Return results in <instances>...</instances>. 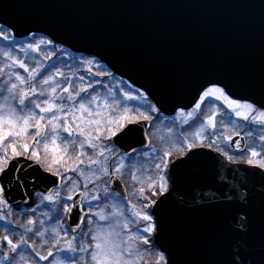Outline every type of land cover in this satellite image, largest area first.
Listing matches in <instances>:
<instances>
[{"label":"water","instance_id":"95a60500","mask_svg":"<svg viewBox=\"0 0 264 264\" xmlns=\"http://www.w3.org/2000/svg\"><path fill=\"white\" fill-rule=\"evenodd\" d=\"M4 22L16 38L39 33L97 58L166 115L192 108L213 82L226 86L233 99L264 105V0H0ZM150 125L149 120L129 124L133 131L118 133L112 142L127 155L146 150ZM230 145L238 153L247 148L242 135ZM192 153V160L181 165ZM173 163L179 165L175 183L170 179L169 193L159 197L168 195V211L154 236L168 264H230L238 249L259 264L264 170L232 163L208 148L174 160L169 177ZM7 167L9 177L15 170L23 186L13 180L0 199L17 209L33 205L37 192L50 195L62 185L61 176L24 156ZM110 187L127 198L116 176L110 177ZM242 191L247 200L241 199ZM73 198L72 203L82 204L84 194L78 191ZM245 213L251 229L242 235L239 222ZM84 220L73 209L67 216L70 231L78 232Z\"/></svg>","mask_w":264,"mask_h":264},{"label":"rangeland","instance_id":"374dc122","mask_svg":"<svg viewBox=\"0 0 264 264\" xmlns=\"http://www.w3.org/2000/svg\"><path fill=\"white\" fill-rule=\"evenodd\" d=\"M5 36L7 39L4 38ZM32 40L29 37L16 39L12 33L6 31L4 36H0V82L8 84L7 88L3 90L4 96L2 95V88L0 89V105L7 103L16 109L18 115L21 114L20 108L23 106L19 105V102L16 105L13 104V97L19 100L18 91H26V87L27 90L33 88V81L39 79L40 73L45 71L40 83L48 91L45 99L64 106L63 112L57 114L67 117V123L73 126V134L69 135V133L63 132L62 128L58 130L60 133L56 141L59 145L58 152H52L51 136L47 137L50 148L46 156V165L41 166L46 171L63 177V186L59 190L50 195H40L35 206L21 210V212L12 211L5 200H0V264H31V258L42 264L45 261L48 263V260H50L48 264H58L59 261H64L65 264L68 262L70 264H97V261L92 259V255L96 251L95 243L97 242L93 236L98 231L105 234L108 232L120 233L116 239L126 264H160L159 254L161 252L152 247L151 238H153L154 232H144L143 229L148 226V222L138 218L135 213L143 211L144 206L148 203L144 197L156 199L158 195L162 194L159 192L160 177H165L168 184V169L165 170V164L168 168L171 160L182 156L185 153L183 151L191 150L200 145L230 154L234 151L230 147L231 139L229 137L232 138L236 135H242L247 139L248 148L244 152L247 159L252 158L250 151L255 150L260 155L254 159L257 162L264 161V140L261 139L264 136V124L258 122L259 111L249 113V119L244 120L235 114V111L228 106L225 100L214 97L203 98L202 96L198 102L201 104L199 109L194 107L188 112H179L174 118H165L152 111L154 105L144 94L135 90L130 83L115 78V76H107L106 73H102L103 76L100 75L101 66L95 60L92 64L88 63L89 60H85V64H71L76 70H79V73L74 70L72 74L78 73L79 75L80 71H83L82 77L77 78L79 81L76 84L79 85V89L86 88L87 91H78L77 88L80 95L75 100H70L69 96H75L72 94L71 87L72 74L66 66L63 67L61 64H57L54 68L46 64H33L39 58L43 48H46V54L52 55L54 51L49 45L41 44V40H37V42ZM30 43L38 44L39 51L28 48ZM5 53L10 54L11 59ZM28 57L32 59L30 60ZM26 58L32 64L26 62ZM17 60L27 67L21 68L16 63ZM37 69L39 70L38 74L33 78L32 73ZM56 70H59L61 75H55ZM5 71L10 76V81L7 77H5L6 81L1 80L2 73ZM17 74L23 76L26 83L21 84L17 79ZM49 75H53L54 79L48 84H44L43 80ZM84 76L90 78V85L85 83L86 78ZM12 84H16L17 88L12 89ZM102 84L104 85L103 89L101 88ZM51 88H56L55 94L51 93ZM64 89H68V91L65 92ZM124 92L132 94L137 99L128 100L124 96ZM36 93L39 95L41 92L39 93L36 89ZM29 96L33 97L31 94ZM93 97H95L96 102L88 104L91 112L85 111L81 114L77 111L81 98L87 103ZM106 101L109 105L107 108L105 107ZM114 101L118 103L114 104ZM42 106L44 105L42 104ZM125 109H127L126 114L136 121L143 120L140 118L141 113L152 117L151 128L148 132L151 140L150 149L136 154L132 158L121 155L113 146L112 141L106 138L111 135L108 131V121L117 120L125 114ZM31 110L36 113L37 118L39 115L46 117L42 123L48 125L47 132L50 133L51 124H48V118L51 114L40 113L39 109L33 110L31 108ZM6 114L7 109L0 108V115ZM81 115H83V121L80 119ZM212 116L215 117L214 128L208 123V118ZM254 119L257 122H253ZM86 121H100V124H86ZM19 123L22 124V121ZM30 123H35V121H30ZM60 123L63 125L65 120L62 119ZM77 125L84 127L86 134L91 133L92 141L96 145L95 148L88 144H84L81 148V143L86 139V136L79 134ZM10 127L5 123L3 130L7 132ZM35 132V128H29L27 133L20 137L7 136L3 142H0V157L5 155L9 158L12 157L8 151L12 138H29V152L31 153L35 147L33 141ZM97 136L100 139H95ZM36 139L40 138L37 137ZM66 141L69 143L65 149ZM71 141H75V143H71ZM43 144L44 141L42 140L39 145L42 158L45 157ZM102 149H105L104 156L99 155ZM81 152L83 155H79ZM165 153H170V155L166 156ZM61 156L63 159L56 162ZM90 159L106 162L108 175L101 173L100 165L89 164ZM80 160H83L84 163L81 164ZM157 164L160 165V168L156 167ZM77 165L79 171L67 170ZM117 168H120L119 172L116 171ZM81 171L84 175H80ZM112 175L118 177L127 186L130 196L127 200L119 198L110 191L109 178ZM133 176L136 179H133ZM152 185L156 186L153 187ZM140 188L145 189L142 194L139 191ZM77 191L87 193L83 200L86 212L89 207L87 202L92 201L90 205L91 214L87 216L86 224L79 233L70 234L66 231V223L64 224L67 213L63 209L65 204L70 206L71 201L68 200V197L73 196ZM153 193L156 195L153 196ZM48 196L52 197L51 201L47 199ZM93 196H98L99 199L92 200ZM100 211H103L109 218L101 221L99 216L95 215ZM18 219H23V222H16L15 220L19 221ZM29 221H34V223H29ZM125 224H127V228L124 227ZM15 233H17L16 237ZM73 235L76 237L75 241H72ZM144 238L149 241L148 244L143 243ZM8 240H11L12 244H8ZM69 241H72V246L76 251L65 250ZM61 244L63 246L59 247ZM13 245H18L14 251L12 250ZM49 245L50 248H48ZM81 247H87V251H79ZM47 252H51L52 255L48 256ZM43 254L48 258L42 259Z\"/></svg>","mask_w":264,"mask_h":264},{"label":"snow or ice","instance_id":"6c2138e0","mask_svg":"<svg viewBox=\"0 0 264 264\" xmlns=\"http://www.w3.org/2000/svg\"><path fill=\"white\" fill-rule=\"evenodd\" d=\"M10 27H12L11 25H9L7 22L4 23H0V36H4V32L5 30L9 29ZM33 36L35 35L34 33L32 34ZM5 39H7V37H4ZM40 43H45L44 40H41ZM48 44H51L52 41L51 40H47ZM28 48L30 49H35L37 51H39V45L38 44H33L30 43L28 44ZM6 55H8L9 59H11V55L8 53H5ZM16 63L21 67V68H26L27 66L24 65L21 61L17 60ZM89 64L93 63V60H89L88 61ZM38 69L32 73L33 78L35 77L36 74H38ZM55 75H61V73L59 72V70H56ZM17 79L20 81L21 84L26 83L25 78L23 76H20L17 74ZM54 76L53 75H49L46 79L43 80L44 84H48L49 81L53 80ZM12 89H16L17 85L16 84H12L11 85ZM226 86H221L219 83L217 82H213L212 85L210 87H207L206 90H202V96L203 98H209V97H214L216 99H223L227 102L228 106L230 108H232L235 111V114L237 116L242 117L244 120H248L249 119V113H253L256 111H259L260 115H259V119L258 122L264 124V105H261L259 109L256 108V105L253 103H249V102H240L236 99H232L227 92L225 91ZM52 94H55L56 92V88H51L50 89ZM65 92L68 91V89H64ZM80 91L86 92L87 89L86 88H81ZM35 96L36 93V89L30 88L27 91H21L19 93V105L23 106L20 108V113L21 114H17V111L14 107H10L7 103L0 105V108L3 109H7V114L6 115H0V142H3L7 136H14V137H20L23 134H26L29 128H35L36 132L35 135L33 137V141L35 144V147L32 149L30 155L27 157L29 159H34L38 164H41L42 166L46 165V156L47 153L49 151L50 145L47 142V137L50 135L51 136V150L52 152H58L59 151V145L56 143L57 138L59 137L60 133H59V129L62 128L63 132L65 133H69V135L73 134V126L70 123H67V117L66 116H61L58 115V112H63L64 110V106L62 104H57L54 103L51 100L45 99L42 101V104L44 106H42L41 103H36L34 101L30 102L32 105H34V107L36 109L40 110V113H49L51 114L50 117L48 118V124H51V132H47V124L42 123V121L45 120V116L44 115H39V117L37 118V115L34 111L31 110V108L29 107V105L26 104V101L29 98V95ZM41 96L45 95L43 92L40 93ZM80 95L79 92H77L75 94V96H69L70 100H75L76 97H78ZM124 96L128 99V100H133V99H137V97L133 96L132 94L128 93V92H124ZM95 97H93L91 100H89L87 103L84 102L83 98H81V100L79 101V108L77 109V111H79L81 114L85 111H89L91 112V109L88 107V104H93L95 103ZM203 103V100L201 101ZM118 103L117 101L113 102ZM105 107H109L107 101L105 102ZM195 107L197 109H199L201 107V104H196ZM241 109H243V111H241ZM152 111L154 112H158L159 109H156L155 107L152 108ZM123 115H121L117 120L113 121V120H109L108 124H109V128L108 131L111 133V135L107 136L106 138L111 140L112 137H115L118 135V133L127 136L130 132L133 131L132 128L128 127L129 124H134L136 123V120H134L133 118H131L130 116H128L127 113V109L124 110ZM97 115H99V113H97ZM140 118H142L143 120L147 121L152 119V117L150 115H145V114H140ZM65 120V123L62 125L60 123L61 120ZM81 121H83V115H81L80 117ZM19 121H22V124L19 123ZM30 121H35V123H30ZM253 122H257L255 119L253 120ZM8 124L11 127L7 130V132H5L3 130V125L4 124ZM86 124H100V121H86ZM208 123L214 128L215 127V117H209L208 118ZM18 128L19 130L14 131L13 129ZM77 128L79 130V134L81 136H86V139L83 141V143H81V148H83L84 144H88L90 145L92 148H95L96 145L93 143L92 138H91V133H85L84 127H80V125H77ZM98 131H100V129H97ZM199 135V133H198ZM37 137H39L40 139H36ZM95 139H100L99 136L95 137ZM229 139H231V137H229ZM262 140H264V136L261 137ZM44 141L43 147H44V153H45V157L42 158L41 157V153H40V149H39V145L41 141ZM68 141L65 142V149L67 148L68 145ZM71 143H75V141H71ZM189 147H191L189 145ZM29 148L30 145L29 143L25 142L21 145V150L18 151L17 147L15 144L11 145V149H12V157L11 159L5 155L3 157H0V194H3L5 192V190L7 189L8 185L12 183L13 180H15L16 184L18 186H23V179L21 177H18L15 174V170H13V175L11 177H9V169L7 167V165L11 164V160L12 159H16L17 157L20 156H24L25 153L29 152ZM237 148H239V145H237ZM7 151V150H5ZM104 151L105 149H102L99 153L100 156H104ZM79 155H83V153H79ZM165 155H170V153H165ZM224 155L227 157L228 161H232L233 157L228 155V153H224ZM250 155H251V159L247 160V164L249 165H254L259 167L260 169H264V161H259L257 162L256 157H258L260 155V153H258L255 150H251L250 151ZM193 156H195V153H192V155H189L187 157V160L181 159L180 160V164H186L189 161L192 160ZM59 159H63V157H59L57 159L56 162H59ZM80 163H84L83 160H80ZM106 162H103L101 160H89V164H98L100 165V171L103 175H108V168L105 166ZM157 168H160V165L157 164L156 165ZM179 167V165L173 163V175L171 177H168V179H172L173 183H175V170ZM68 171H79V166H75L74 168H70L67 169ZM165 170H167V164H165ZM117 172L120 171V168L116 169ZM95 175V173H93ZM80 175H84V173L81 171ZM7 179V184L4 183V180ZM70 179V178H69ZM133 179H136L135 176H133ZM153 187H155L156 185H152ZM86 187V185H85ZM71 190V189H70ZM140 193L142 194L145 189L144 188H140ZM262 194H264V189L261 190ZM159 192L160 193H169V186L166 183V178L161 176L160 180H159ZM85 196H87V193H84ZM156 193H153V196H155ZM241 199H245L247 200V196L248 193L247 192H241ZM48 200H52L51 196L47 197ZM99 197L98 196H93L92 200H98ZM145 200L148 201V203L144 206V210L141 212H136L135 215L140 218L143 221H147L148 222V226L146 228L143 229L144 232H157V222H159L160 226H163L164 223V218L165 215L168 211V206H167V201L169 199L168 195H163L162 198L159 199H153L150 197H144ZM69 201H73L74 198L72 196L68 197ZM91 202L92 201H88V209L87 212L85 211V206L82 204H76L75 202H73L71 204V206H69L68 204L64 205V212L68 213L69 216L72 213L73 209H75L78 213H81L84 216H88L89 214H91ZM95 215L99 216V219L101 221L107 220L109 217L106 216L103 211L97 212L95 213ZM91 222V221H89ZM29 223H34V221H29ZM83 223V221H79L76 225V227H79L80 224ZM240 227L242 229L241 234L242 235H247L251 229V217L245 213L244 217L241 218L240 220ZM125 228H127V224L124 225ZM71 229H68L66 231H70ZM262 236H264V221H262ZM40 235H43V233H40ZM120 235V233H113V232H108V233H102L100 231L97 232V234L95 236H93V239L95 241H97L95 243V252H93L92 255V259L94 261H97V264H126V262L123 260V254L120 251V247L119 244L117 243V239ZM76 237L75 235L72 236V241H75ZM72 241L68 242V247L65 249L69 252H74L76 251L75 248H73L72 246ZM8 244H12L11 240L7 241ZM21 243H23V240H21ZM143 243L148 244L149 241L144 238L143 239ZM18 247V245H13L12 250L14 251L15 248ZM79 251L81 252H85L87 251V247H81L79 249ZM37 255H39V253H37ZM52 253L49 252L48 256H51ZM48 257H42V259H47ZM159 261L160 264H168V261L164 255V253H160L159 254ZM58 264H65L64 261H59ZM68 264H70V262H68ZM230 264H254V262L248 258V256L242 252L241 250H237V254L232 258V260L230 261ZM259 264H264V254H262L261 256V260L259 262Z\"/></svg>","mask_w":264,"mask_h":264},{"label":"trees","instance_id":"16d2710c","mask_svg":"<svg viewBox=\"0 0 264 264\" xmlns=\"http://www.w3.org/2000/svg\"><path fill=\"white\" fill-rule=\"evenodd\" d=\"M6 32H10L9 30H5ZM32 38H33V40H32ZM29 39H31L33 42H37V40H45V41H47V40H50L49 38H47V37H45V36H43V35H40V34H35L34 36L32 35V36H30L29 37ZM45 45L46 46H48L49 45V47L54 51V53L52 54V55H50V54H46V52H47V50H46V48H43V50L41 51V53L39 54V58L37 59V61H35V62H33V64H40V65H42V64H46V65H48V66H52V68H54V67H56L57 66V64H61V66H66L67 68H68V71H70V73L72 74L73 72H74V70H76L75 68H74V65H71V64H85V60H95L100 66H101V71H100V75H102V73H106L107 74V76H115V78H117L116 77V75L115 74H113L108 68H106L104 65H102L100 62H98L96 59H94V58H92V57H90V56H86V55H81V54H74V53H72V52H70L69 50H67L66 48H64V47H62L61 45H58V44H55L54 42H52L51 44H48L47 42H45ZM16 51V50H15ZM30 60L32 59V58H30V57H28ZM28 58H26V62H28V63H30V64H32L31 63V61L28 59ZM44 70H46V69H44ZM76 71H78V73H79V70H76ZM102 71H104V72H102ZM78 73H76V74H72V76H73V79H72V82H71V87H72V94H76L77 93V88H78V91H80V89H79V85L78 84H76L79 80H77V78H80V76L82 77V75H83V71L81 72L80 71V74L78 75ZM2 75L3 76H1V80H7L5 77H7V78H9L10 76L9 75H7V71H5V72H3L2 73ZM45 75V71H42L41 73H40V75H39V79H35L34 81H33V86L37 89V91L40 93V92H43L45 95H43V96H41L40 94L39 95H35V96H33V97H30L29 96V98H28V100L26 101V104L27 105H29V107L30 108H33V110L34 109H36L35 107H34V105H32L30 102H32V101H34V102H36V103H42V101L47 97V95H48V91H46L47 89H45L44 87H42L41 85H40V83H41V78H43V76ZM99 75V76H100ZM98 76V77H99ZM103 76V75H102ZM85 77V76H84ZM86 79H85V83L86 84H88V85H90V78L89 77H85ZM11 79H12V75H11ZM9 81H10V78H9ZM12 82V81H11ZM10 82V83H11ZM104 82V81H103ZM13 83V82H12ZM7 86H8V84H6L5 82H0V89L2 88V95H3V90H4V88H7ZM31 87V86H30ZM103 87H104V85L102 84L101 85V88L103 89ZM89 88V87H88ZM93 90H94V88H92ZM91 89V90H92ZM25 90L27 91V87L25 88ZM19 93H20V91H18ZM18 92H16V93H18ZM19 93H18V96H19ZM15 94V93H14ZM4 96V95H3ZM14 98V102H13V104H15L16 105V103H18L19 102V100L18 99H15V97H13ZM18 105V104H17ZM9 142V141H8ZM7 142V143H8ZM25 142H27V143H30V139L29 138H27V139H19V138H12L11 140H10V143H11V145L12 144H15L16 145V147H17V150L18 151H20L21 150V145L23 144V143H25ZM8 151H10V153H11V155H12V149H11V146H10V148L8 149ZM218 151H220L222 154H224V152L223 151H221V150H219L218 149ZM183 152H185V153H183V155L184 154H186L187 153V151L185 150V151H183ZM30 155V152L29 153H25V155L24 156H29ZM228 155H231L232 157H233V162H246L247 163V158H246V154L244 153V154H237V153H235V152H231L230 154H228ZM168 185H169V182H168ZM38 201V200H37ZM11 209V208H10ZM12 211H15V212H21V210H13V209H11ZM19 220V219H18ZM25 220V219H24ZM16 222H19V223H21V222H23V219H21V220H19V221H17V220H15ZM64 224H65V222H64ZM15 235V237H16V235H17V233H15L14 234ZM12 237H14V236H12ZM152 239V247H153V249H155V250H158V248H156V246L154 245V241H153V238H151ZM48 239H46V241H47ZM48 242V241H47ZM63 246V244H61V245H59V247H62ZM48 248H50V245L48 246ZM159 251V250H158ZM53 252H56V250H53ZM47 253H49V252H47ZM42 256H44V254L42 255ZM45 257V256H44ZM51 258V257H50ZM31 260V264H42L41 262H39V261H36L34 258H31L30 259ZM49 261L50 260H48V263H49ZM46 261L45 262H43V264H48Z\"/></svg>","mask_w":264,"mask_h":264},{"label":"flooded vegetation","instance_id":"af4514ba","mask_svg":"<svg viewBox=\"0 0 264 264\" xmlns=\"http://www.w3.org/2000/svg\"><path fill=\"white\" fill-rule=\"evenodd\" d=\"M164 117V116H163ZM5 252V251H4Z\"/></svg>","mask_w":264,"mask_h":264}]
</instances>
